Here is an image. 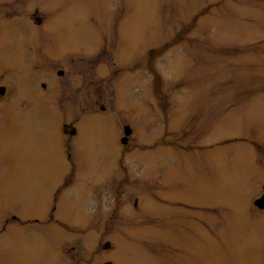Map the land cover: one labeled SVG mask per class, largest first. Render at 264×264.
I'll return each mask as SVG.
<instances>
[{
    "label": "rangeland",
    "instance_id": "obj_1",
    "mask_svg": "<svg viewBox=\"0 0 264 264\" xmlns=\"http://www.w3.org/2000/svg\"><path fill=\"white\" fill-rule=\"evenodd\" d=\"M48 5L50 32L29 29L48 40L33 47V98L11 143H0V195L25 221L49 220L57 199L61 221L16 222L0 237L2 255L16 264H264L255 204L264 0ZM9 29L16 44L0 33V71L20 72L28 64L18 36L28 31ZM51 75L61 89L43 102L38 77ZM63 118L77 135L63 138ZM123 124L132 129L125 142Z\"/></svg>",
    "mask_w": 264,
    "mask_h": 264
},
{
    "label": "flooded vegetation",
    "instance_id": "obj_2",
    "mask_svg": "<svg viewBox=\"0 0 264 264\" xmlns=\"http://www.w3.org/2000/svg\"><path fill=\"white\" fill-rule=\"evenodd\" d=\"M48 2L49 0H41L42 4L40 6H35L34 0H0V33H3L4 39L6 41L12 42L13 44H16V37L8 36L7 32V29L13 26L20 25L25 27L26 31H28L23 32L21 30L19 31L18 36L21 41H25L26 43V57L28 64L27 67H25L24 69L20 67V72H11L12 70L6 68L0 71V143L4 142V140L11 143V141H9L7 138H11L13 137V133H17L16 131L18 130V123L22 121V115L24 113L23 108H26L27 102H29L30 99L33 98V93L30 90L25 91L27 81L33 76L31 62L33 47L35 43L44 44L48 40L46 39V37H34L32 32L30 34L29 29L31 30L33 28L34 22H36V24L45 27V30L48 33L50 32L49 20L51 17L48 16V11H50L48 10ZM40 7L42 9H40ZM59 71L57 72L59 75L64 74V70ZM43 77H45L46 79L41 81L39 80L40 78H42V76L38 77V84L36 85V88H42H40V90H42V93L37 88V93L34 94V96L40 98L41 101L45 102V98H47V96L42 97V95L45 96L44 94L47 92L48 96L51 95L53 99H56L61 89L58 80H52L53 75H51V77ZM48 78H51L50 82L47 81ZM59 102L60 100H54L52 106L60 108ZM175 107H177L176 104L174 105V103L169 102V105L167 107L168 112L171 108L172 111H174ZM102 108L105 109L104 106H102ZM126 126L128 125L123 124L122 126L124 132ZM66 133L77 135L78 128L73 123H67L63 118V120L60 121V134L64 138V135ZM123 137H125V135L121 134V140H123ZM10 151L11 153H14L13 149H10ZM62 188L63 187H58L57 191L60 192ZM263 193L264 188L258 198H260ZM57 196L59 195L57 194L56 198ZM258 198H256V200ZM13 200L14 199L10 197L9 199L2 198V195H0V237L3 234L8 233L7 231L12 230L16 222L28 223L30 220L31 222L34 221L45 224L50 220L58 222L61 221L59 215L56 214L60 205L57 199H55L54 203H52V207L48 210L49 212L51 211V209L55 210L54 213H49V220H44L41 217H34V219L29 218L26 221L21 218V215L17 214V203L13 202ZM0 264H16V262L8 260L6 256L2 255V251L0 250Z\"/></svg>",
    "mask_w": 264,
    "mask_h": 264
},
{
    "label": "water",
    "instance_id": "obj_3",
    "mask_svg": "<svg viewBox=\"0 0 264 264\" xmlns=\"http://www.w3.org/2000/svg\"><path fill=\"white\" fill-rule=\"evenodd\" d=\"M131 132H132L131 127L130 126H126L125 127V137H123V141L124 142L127 139V135L130 134ZM255 204L258 205L261 208H264V194L260 198L255 200ZM111 245H112L111 241L107 240L103 247L105 249H109L111 247ZM103 264H114V263L111 260H108V261L104 262Z\"/></svg>",
    "mask_w": 264,
    "mask_h": 264
}]
</instances>
